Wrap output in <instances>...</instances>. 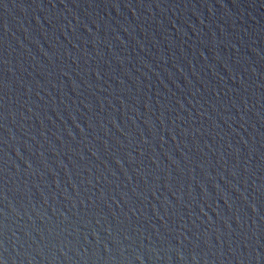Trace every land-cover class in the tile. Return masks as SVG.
<instances>
[{
	"label": "water",
	"instance_id": "95a60500",
	"mask_svg": "<svg viewBox=\"0 0 264 264\" xmlns=\"http://www.w3.org/2000/svg\"><path fill=\"white\" fill-rule=\"evenodd\" d=\"M0 264H264V0H0Z\"/></svg>",
	"mask_w": 264,
	"mask_h": 264
}]
</instances>
